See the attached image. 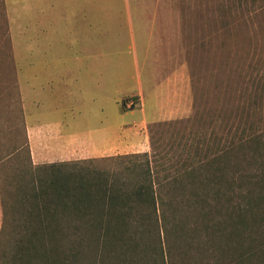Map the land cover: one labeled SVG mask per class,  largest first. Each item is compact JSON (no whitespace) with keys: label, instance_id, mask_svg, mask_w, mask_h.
Masks as SVG:
<instances>
[{"label":"rangeland","instance_id":"rangeland-1","mask_svg":"<svg viewBox=\"0 0 264 264\" xmlns=\"http://www.w3.org/2000/svg\"><path fill=\"white\" fill-rule=\"evenodd\" d=\"M72 2L77 4L75 8ZM92 3L95 9L99 5L100 13V20L90 29L94 45H100L102 58H96L106 61L109 68L116 67V55L137 58L143 74L153 71L157 48H168L162 63L168 61L170 66V97L164 112L147 127L149 151L143 152L149 154L159 176L178 174L176 193H181L183 184L192 185V189L196 185L186 175L192 162L229 145L235 150L227 154L228 162L215 166H223L230 177L252 174L256 167L248 146L241 148L240 144L252 131L264 128V0H0V191L4 218L0 264L11 263L15 241L23 231L21 193L36 174H44L31 165L58 163L36 165L32 161L17 72L19 68L28 71L29 41L35 42L31 44L35 49L50 44L47 56L64 55L70 61L81 55L79 45L87 42L88 31L79 22H86ZM59 5H67L69 12ZM28 7L27 18L20 17L14 26L18 12ZM67 17L77 19V26ZM33 20L37 26H33L34 39L30 40L28 27ZM147 26H160L153 32L158 38L150 39L144 30ZM14 42L23 60L15 57ZM104 77L115 78L118 90L124 84L119 76ZM129 78L131 75L124 78L126 83ZM121 99H117L119 106ZM122 104L131 108L134 102L128 98ZM131 154L142 153L82 159L81 165L90 173L102 171L133 182V164L144 158ZM163 184L165 190L171 189V184ZM204 188L199 187L209 192ZM232 194L237 199L239 192L234 188ZM176 201L177 228L169 233L171 257L166 264H213L217 259L221 263L224 258L220 259V250L215 248L219 240L203 229L206 219L192 212V198ZM202 205L206 209L214 206ZM161 242L165 252L163 238Z\"/></svg>","mask_w":264,"mask_h":264},{"label":"trees","instance_id":"trees-1","mask_svg":"<svg viewBox=\"0 0 264 264\" xmlns=\"http://www.w3.org/2000/svg\"><path fill=\"white\" fill-rule=\"evenodd\" d=\"M247 146L256 166L252 174L230 177L215 166L228 162L235 150L229 145L193 161L186 175L196 186L183 184L181 193L175 188L178 174L160 177L148 153L131 154L144 158L133 164V182L90 173L81 165L85 160L31 165L44 174H36L21 193L23 231L10 264H166L169 233L177 228L176 200L183 197L192 198V212L206 219L203 229L219 240L214 246L224 260L213 264H264V128L246 136L240 147ZM0 197L3 202L1 191ZM3 227L2 212L0 237Z\"/></svg>","mask_w":264,"mask_h":264},{"label":"crops","instance_id":"crops-1","mask_svg":"<svg viewBox=\"0 0 264 264\" xmlns=\"http://www.w3.org/2000/svg\"><path fill=\"white\" fill-rule=\"evenodd\" d=\"M70 5H74L73 8L77 6L75 2ZM59 9L69 12L67 5H59ZM29 10L30 7L27 11L18 12L14 26L18 25L20 17L23 20L27 18ZM86 14L89 17L85 23L77 19L69 20L67 17L70 24L74 22L72 26H77L76 23L79 22L80 26L87 28L88 40L79 45L81 55L70 58V61L64 55L47 56L50 44L45 42L44 46L41 45L44 48L35 49L31 45L35 42L29 41L28 71L19 68L16 75L24 110L27 144L36 165L148 152L147 127L168 105L170 66L168 61L165 65L162 63L168 48L165 45L157 48L153 71L143 74L137 58L116 55H113L117 58L116 67L109 68L106 61H100V45H94L96 41L90 35L91 26L95 20H100L99 5L95 9L92 3ZM33 26H37L35 21L30 22L28 27L32 31L28 36L30 40L34 39ZM159 28L160 26H147L144 30L149 32L151 39L158 36L153 32ZM65 45L64 42L63 47ZM89 45H93L92 48ZM14 46L15 57L18 55L23 60L15 42ZM104 75L119 76L118 79L124 84L118 90L115 78L106 79ZM128 75L131 78L126 83ZM127 87L129 92H126ZM118 98H122L121 106L117 103ZM128 98L134 102L131 108L122 104ZM127 116H131V119ZM1 223L0 197V227Z\"/></svg>","mask_w":264,"mask_h":264}]
</instances>
